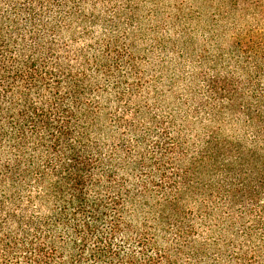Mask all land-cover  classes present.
<instances>
[{
	"label": "trees",
	"instance_id": "obj_1",
	"mask_svg": "<svg viewBox=\"0 0 264 264\" xmlns=\"http://www.w3.org/2000/svg\"><path fill=\"white\" fill-rule=\"evenodd\" d=\"M162 5L0 0V264H264V36L190 76Z\"/></svg>",
	"mask_w": 264,
	"mask_h": 264
},
{
	"label": "rangeland",
	"instance_id": "obj_2",
	"mask_svg": "<svg viewBox=\"0 0 264 264\" xmlns=\"http://www.w3.org/2000/svg\"><path fill=\"white\" fill-rule=\"evenodd\" d=\"M162 4L163 13L174 14L179 10L185 16L196 11L199 15L190 23V28L195 30V38L189 48L192 49L191 56L186 67L187 71H190V76L195 72H202L208 77L216 75L223 77L233 73L236 65L229 55L235 46V41L246 36L254 37L256 34L264 36V19L254 21L250 16L239 13L230 18L224 17L222 20L214 19L212 12L215 10L224 12L228 9L223 0H162ZM256 5L253 4L250 8L248 12L250 15L254 11L264 10V5L261 10L255 8ZM234 23L237 24L235 27L232 26ZM235 28L236 31H233ZM185 45H190V42ZM181 46L183 47V43ZM236 73L241 75L239 71Z\"/></svg>",
	"mask_w": 264,
	"mask_h": 264
}]
</instances>
